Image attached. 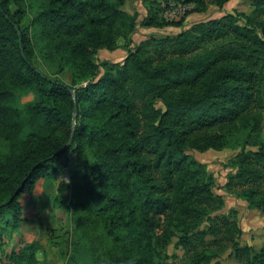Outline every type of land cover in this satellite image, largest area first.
<instances>
[{
	"label": "trees",
	"instance_id": "1",
	"mask_svg": "<svg viewBox=\"0 0 264 264\" xmlns=\"http://www.w3.org/2000/svg\"><path fill=\"white\" fill-rule=\"evenodd\" d=\"M39 1L22 28L20 2L0 0V240L26 220L19 199L71 153L78 166L70 181L59 184L57 198L72 190L73 204L82 199L74 211L85 208L112 242L104 264H164L162 249L175 234L191 251L204 240V252L192 253L193 264H208L217 257L211 245L224 249L227 243L241 264H264V231L255 250L235 241L241 229L234 221L198 229L209 207L224 203L213 193L205 165L187 154L231 147L241 135L237 144L254 149L235 156L226 186L240 189L248 209L264 213V141L258 135L264 113V0H250V14L225 13L132 49L137 17L123 10L125 0ZM229 1L145 0L141 26L183 27V19L161 18L171 2L191 6L187 14H200ZM12 23L21 33L24 58ZM37 40L58 73L71 70L70 84L35 67ZM117 49L127 51L121 63L96 61L101 50ZM29 94L34 99L21 104ZM72 119V142L59 152ZM209 236L211 244L205 243ZM37 252V243H29L10 262L39 264Z\"/></svg>",
	"mask_w": 264,
	"mask_h": 264
},
{
	"label": "rangeland",
	"instance_id": "2",
	"mask_svg": "<svg viewBox=\"0 0 264 264\" xmlns=\"http://www.w3.org/2000/svg\"><path fill=\"white\" fill-rule=\"evenodd\" d=\"M11 1V0H10ZM23 9L22 28H27L35 11L39 7V0H17ZM225 8H218L210 5L204 13L186 14L183 18V28L190 27L195 23L209 19L219 18L225 13L238 12L250 14L252 7L250 0H232ZM130 3V2H129ZM130 6V4H129ZM128 6V7H129ZM194 7V6H193ZM16 8L12 10L15 11ZM164 11V10H163ZM163 13V12H162ZM161 18L167 22L162 14ZM182 20V19H181ZM166 28V27H165ZM182 28V29H183ZM181 29V30H182ZM179 32V28H166L159 32L147 34L145 39L150 37L163 38L172 37ZM32 36L36 33L32 31ZM143 39V40H145ZM142 40V41H143ZM43 44L36 41L34 59L35 67L45 76L53 79L59 78L63 82L71 83V70L65 68L62 72H57L54 62L46 60L42 51ZM96 61L101 63L105 61L99 54ZM103 70H101L102 72ZM33 94H29L20 99L21 104L32 101ZM259 139L264 141V113L261 116ZM241 135H235L231 147L221 150H208L206 152L188 151V155L197 162L205 165L208 173L213 178L212 191L215 195H220L223 200V206L213 205L209 207L208 216L199 224V230H206L210 222H214L220 227L223 221H234L238 225L240 232L234 235L235 241L240 243L242 229L248 220V214H262L260 210L248 209L245 200L239 196L240 189H227L228 180L234 175L235 168L233 161L235 156L244 148L253 150L252 146L237 144ZM91 160L87 157L86 162ZM77 163L74 155L69 153L58 161L57 172L49 173L46 178L41 179L35 186L31 194H25L20 199V204L24 207L25 221L21 222L11 235L7 234L0 240V264H13L10 262L11 256H16L29 243L36 242L38 252L36 258L39 264H104L106 261V252L111 247L112 242L107 237L101 226L95 223V218L86 217L88 211L82 210L80 213L74 211V204L82 203V199L77 198L76 194L69 190L62 198H57V189L62 181H70V177L77 169ZM74 199V200H73ZM81 206H79L80 208ZM82 209V207H81ZM8 215H6L7 217ZM264 217V216H263ZM255 220V219H254ZM262 228V227H260ZM248 229V228H247ZM264 229V228H263ZM254 232V230H251ZM178 234H175L169 243L162 249L161 257L164 264H193V252H204V240L195 242V249L189 250L182 247L178 242ZM223 235L216 236L221 239ZM207 244H211L212 237H207ZM231 244L227 243L224 249L220 246L211 245L210 250L217 257L208 264H221L232 255ZM242 246V245H241ZM164 259V262H163Z\"/></svg>",
	"mask_w": 264,
	"mask_h": 264
},
{
	"label": "crops",
	"instance_id": "3",
	"mask_svg": "<svg viewBox=\"0 0 264 264\" xmlns=\"http://www.w3.org/2000/svg\"><path fill=\"white\" fill-rule=\"evenodd\" d=\"M143 1L145 0H125V4L123 7V10L126 13H128L129 15H136L137 17L136 18V21H137L136 29L131 35L130 49H132L134 46L142 42V40L145 39L147 34H151L152 32H156V31L159 32V30L162 31L163 29L167 28V27L166 28L165 27L164 28H146V27L141 26V22L147 14V8H146V5L143 3ZM230 2H233V1L231 0L228 3H226L224 5V8ZM168 28H174V27H168ZM182 28L183 27L179 28L178 33L182 32V30L188 29L189 27L187 26V27H184L183 29ZM99 54L107 62L121 63L123 59L126 57L127 51L126 49H117L114 51L101 50L100 52H98V56ZM248 215H249L248 220L249 221L252 220V222L250 223L248 222L246 223L245 226H243V229H242L243 234L241 236L240 243L242 246H251L255 250H258L261 247L262 242H263L264 213H262L261 215L260 214L258 215L256 213H250ZM251 230H254V232ZM221 264H241V263L233 255H231L226 260H223Z\"/></svg>",
	"mask_w": 264,
	"mask_h": 264
},
{
	"label": "built area",
	"instance_id": "4",
	"mask_svg": "<svg viewBox=\"0 0 264 264\" xmlns=\"http://www.w3.org/2000/svg\"><path fill=\"white\" fill-rule=\"evenodd\" d=\"M190 9L191 6L171 2L164 8L162 16L168 21L178 22L185 17Z\"/></svg>",
	"mask_w": 264,
	"mask_h": 264
},
{
	"label": "water",
	"instance_id": "5",
	"mask_svg": "<svg viewBox=\"0 0 264 264\" xmlns=\"http://www.w3.org/2000/svg\"><path fill=\"white\" fill-rule=\"evenodd\" d=\"M1 12H2V11H1ZM6 19H8V18L6 17ZM12 26H13V28H14V30H15V32L17 33V36H18V38H19L18 42H19V47H20V51H21V56L24 58L23 50H22V48H21V39H20V35H21V33H20L19 28H18V26H17L16 24L12 23ZM70 93H71V95H72V99H73V101H74L73 114L75 115V114H76V109H77V107H76V103H75V97H74V93H73L72 90L70 91ZM73 132H74V119H72L71 132H70L69 140H68V142L64 145V147H62V148L60 149L59 152L64 151L65 149H67V148L70 146V144H71V142H72Z\"/></svg>",
	"mask_w": 264,
	"mask_h": 264
}]
</instances>
